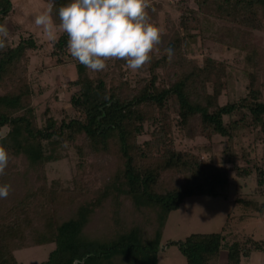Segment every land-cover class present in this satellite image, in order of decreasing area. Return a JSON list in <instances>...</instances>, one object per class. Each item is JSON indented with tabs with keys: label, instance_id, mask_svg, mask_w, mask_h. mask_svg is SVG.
<instances>
[{
	"label": "trees",
	"instance_id": "obj_1",
	"mask_svg": "<svg viewBox=\"0 0 264 264\" xmlns=\"http://www.w3.org/2000/svg\"><path fill=\"white\" fill-rule=\"evenodd\" d=\"M211 1L220 3L218 11L238 9L242 22L253 25L227 22L212 31L200 6L185 9L177 25L159 34L158 47L134 77L121 59H108L99 72L77 62V78L70 81L77 89L70 98L73 113L63 110L58 120L46 107L42 124L29 65L30 53L44 45L30 34L16 44L4 42L0 131L7 128L8 133L0 136V146L8 151L9 163L0 184L11 189L0 199V264H18L17 250L50 243L55 249L42 264H72L85 256V264H158L171 212L193 196L227 199L232 172L213 159L178 149L175 133L230 141L246 130L264 136V38L255 32L264 33V0ZM12 2L0 0V24L7 26ZM68 2L52 0L54 24L59 23L57 9ZM149 6L147 19L156 20L161 6ZM207 39L235 50L236 61L243 64L244 93L224 104L220 99L230 89L231 64L210 54L196 56L199 43ZM52 43L51 56L61 62L67 34ZM169 47L171 59L165 51ZM69 148L77 157L72 185L49 182L47 165L64 159ZM229 151L224 154L233 163ZM262 159L247 160L244 167L234 163L235 175H255L257 186L264 187ZM234 204L243 211L240 221L264 217V202L238 197ZM228 226L167 245H175L186 264H219L223 252L226 264H242L253 252H264V240H240Z\"/></svg>",
	"mask_w": 264,
	"mask_h": 264
},
{
	"label": "rangeland",
	"instance_id": "obj_2",
	"mask_svg": "<svg viewBox=\"0 0 264 264\" xmlns=\"http://www.w3.org/2000/svg\"><path fill=\"white\" fill-rule=\"evenodd\" d=\"M150 6L160 5L161 9L157 19L148 21L159 30V34L167 33L177 25L185 9L197 10L200 6L205 15L203 18L210 22L211 30L226 24L235 22L243 25H253L242 22V14L238 9L224 7L218 11L220 3L211 0H145ZM14 11L9 17L7 29L9 42L16 44L20 37L33 35L44 48L30 53L29 79L34 90L33 103L38 115V123H44V111L50 108L51 114L58 120L63 117V110L73 113L70 107V98L77 90L70 84L77 78L76 63L68 51L61 57V62L51 56L53 50L52 40L57 39L63 32L55 29L54 37L48 38L43 34V29L33 23V17L47 8L48 3L43 0H13ZM149 6V7H150ZM218 11V12H217ZM215 14L222 17L219 20L207 14ZM228 18V20H227ZM264 38V33L255 31ZM201 50H196V56L201 59L205 54L223 59L231 64L230 89L220 101L222 104L235 99L244 93L245 80L240 75L243 64L236 59L239 54L235 50H227L213 41L205 40L201 44ZM115 59V58H112ZM239 62V63H238ZM137 72V71H136ZM136 72H131L134 77ZM2 91L0 90V94ZM8 133L7 128L0 131V136ZM148 136L140 138V141ZM175 143L178 149L193 151L202 160L213 159L219 164L226 166L231 173L232 185L228 190L227 199L223 197L193 196L187 198L180 208L169 214L158 253V264H186L185 258L175 245H167L170 241L184 240L192 234H212L221 232L227 224L228 231L245 240L251 237L257 241L264 240V217L250 216L240 221L243 211L234 204L238 197L254 198L264 202V187L257 186L256 176L241 178L235 175L234 163L239 167L248 165L247 160L260 163L264 161V136L261 132L243 131L237 134L233 140L221 136H214L211 140L202 137L186 139L181 134L175 133ZM232 149V151H229ZM233 152L234 162L230 163L229 156L224 151ZM262 161V162H263ZM251 162V163H252ZM77 163L76 153L69 148L67 156L59 162L47 165L49 182L60 180L64 187L71 186ZM230 215V216H229ZM228 217L230 219L228 220ZM55 249V244L50 243L42 246L30 247L17 250L14 254L18 264H42L47 261L50 253ZM222 256L220 264H225ZM242 264H264V252H253L249 258H244Z\"/></svg>",
	"mask_w": 264,
	"mask_h": 264
},
{
	"label": "clouds",
	"instance_id": "obj_3",
	"mask_svg": "<svg viewBox=\"0 0 264 264\" xmlns=\"http://www.w3.org/2000/svg\"><path fill=\"white\" fill-rule=\"evenodd\" d=\"M53 8L33 17V23L43 29L48 38L58 29L67 34L69 55L93 72L105 69L110 58L124 61L122 67L136 72L158 47L159 30L148 22L145 0H69L57 9L58 24L51 18ZM9 39V32L0 24V47ZM171 59V47L165 50ZM9 163L8 151L0 146V173ZM10 184H0V199L9 195ZM87 257L74 258L72 264H85Z\"/></svg>",
	"mask_w": 264,
	"mask_h": 264
},
{
	"label": "crops",
	"instance_id": "obj_4",
	"mask_svg": "<svg viewBox=\"0 0 264 264\" xmlns=\"http://www.w3.org/2000/svg\"><path fill=\"white\" fill-rule=\"evenodd\" d=\"M222 256H224V259H225V262H226V253L223 252V253L221 254V256H220V261H221ZM220 261H219V264H220ZM225 264H226V263H225Z\"/></svg>",
	"mask_w": 264,
	"mask_h": 264
},
{
	"label": "built area",
	"instance_id": "obj_5",
	"mask_svg": "<svg viewBox=\"0 0 264 264\" xmlns=\"http://www.w3.org/2000/svg\"><path fill=\"white\" fill-rule=\"evenodd\" d=\"M145 3H146V6L149 4V2H147V1H145ZM263 166H264V161H263Z\"/></svg>",
	"mask_w": 264,
	"mask_h": 264
}]
</instances>
